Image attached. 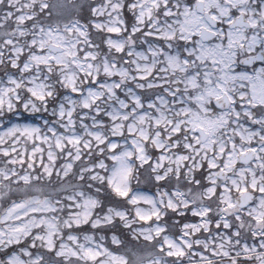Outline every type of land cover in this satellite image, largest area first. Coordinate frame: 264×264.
<instances>
[{"label":"snow or ice","instance_id":"snow-or-ice-1","mask_svg":"<svg viewBox=\"0 0 264 264\" xmlns=\"http://www.w3.org/2000/svg\"><path fill=\"white\" fill-rule=\"evenodd\" d=\"M0 264H264V0H0Z\"/></svg>","mask_w":264,"mask_h":264}]
</instances>
